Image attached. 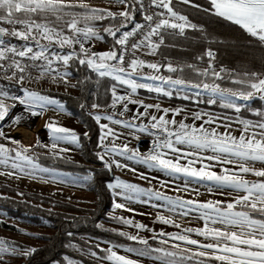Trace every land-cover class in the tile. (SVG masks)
I'll use <instances>...</instances> for the list:
<instances>
[{"label": "snow or ice", "instance_id": "snow-or-ice-1", "mask_svg": "<svg viewBox=\"0 0 264 264\" xmlns=\"http://www.w3.org/2000/svg\"><path fill=\"white\" fill-rule=\"evenodd\" d=\"M177 2L202 9L193 0ZM109 3L122 7L113 12L92 7L89 0H0V169H3L0 176L44 179V175L56 174L39 163V154L34 149L44 147L52 158L64 159L62 153L69 149L60 147V142L77 145L80 142L74 130L51 121L46 125L51 145L38 142L28 146L8 136L3 122L17 103L33 116H41L49 109L63 111L61 101L26 84L51 80L67 85L73 64L86 67L96 75L97 82L111 81L105 89L109 96L107 103L90 105L101 130L98 147L102 151L97 158L105 168L135 173V167L122 162L131 161L150 170L158 169L169 177H184V191L195 181L208 185L210 192L225 195V190H230L228 194H235L227 203L173 199L116 178L107 188L118 198L140 202V196L152 195L166 201L170 213L186 217L197 212L203 225L182 228L171 217L158 214L159 223L180 229L172 234L156 232L131 218L113 217L121 225L152 233L155 245L145 237L120 231L118 235L142 246L126 250L141 259L119 255L113 250L115 245L103 249L99 244L95 247L104 255L90 251L89 257L111 264H142L143 259L149 258L152 264H264V109L251 107L253 101L264 102V70L236 73L217 66L216 53L211 48L195 57L196 61L207 57L202 67L198 63L181 64L167 59L146 60L142 57L159 54L163 46L177 47L171 41L184 37L186 30L203 32V29L176 8L174 0H109ZM202 10L239 26L264 49V0H210V7ZM104 20L109 23L101 34L98 22ZM105 35L112 38L111 47L93 52L92 42L103 41ZM121 88L125 89L123 94ZM140 89L169 98L174 94H182L183 99L195 97L197 103L206 96L204 102L219 103L237 115L233 119L197 112L193 120L202 123L188 124L175 119L183 108L162 109L159 104H145L139 99ZM246 109L256 119L243 118L240 114ZM153 110L162 114H152ZM129 112L132 115L125 119ZM11 119L18 124L20 118L13 115ZM144 120L147 123H142ZM109 125L126 129L128 135L137 139L140 133L152 136L150 149L142 154L138 148L129 147L126 137L117 144L124 133ZM234 125L238 127L234 129ZM235 131L240 134L235 135ZM257 163L261 167H256ZM218 165L219 173L214 170ZM138 175L140 179H156L144 173ZM248 176L257 179L249 180ZM114 208L134 212L124 203L114 202ZM34 252V248L0 240V264ZM67 264L73 261L68 259Z\"/></svg>", "mask_w": 264, "mask_h": 264}, {"label": "trees", "instance_id": "trees-1", "mask_svg": "<svg viewBox=\"0 0 264 264\" xmlns=\"http://www.w3.org/2000/svg\"><path fill=\"white\" fill-rule=\"evenodd\" d=\"M193 2L201 5L202 9L210 7V1L208 0H193ZM174 3L176 8L186 14L192 23L199 25L203 32L186 30L184 37H177L171 41L177 47L163 46L160 49V58L181 64L198 63L202 67L207 57L205 56L203 61H196L195 57L204 55L205 51L211 48L216 53L215 63L217 66H222L236 73L248 70H264V49L256 44L254 39L249 37L239 26L212 14V12H205L202 9L179 4L177 0H174ZM137 19H139V16H137ZM108 23V20L98 22L101 34H104L103 27ZM104 41L110 48L112 38L105 35ZM168 43L169 41L166 40L165 44ZM72 77L75 81L74 86L78 90L77 96L62 93L47 94L61 101L65 109L86 129L87 136L80 138L79 142L81 156L87 164H93L96 168L63 159H54L52 156L44 154H39V163L44 167L65 174L90 176V188L95 192L97 202L93 208L86 210L38 194H25L19 200L8 195L0 197L1 213L13 219L36 225H46L51 229V234L43 237V244L36 248L31 256L23 257L18 263L67 264L66 259H71L81 264H100L75 250L78 247L97 251L98 254L104 255L95 245L89 244L84 238L99 240L126 249H140L142 247L137 242L130 241L126 237L102 226L103 222L112 221L109 214L114 205V197L107 185L114 181V177L112 176V170L109 171L105 168L103 162L97 158V153L102 151L98 147L101 130L93 119L95 110L91 109L90 105L93 102L107 103L109 96L105 89L111 84V81L99 80L97 82L94 73L86 67L76 64H73ZM148 96L156 97L155 95ZM181 96L182 94H174L171 98L164 96L158 98L181 106L237 115L233 110L221 107L219 103L213 105L204 102L207 99L206 97L200 98L201 102L197 103L194 101V97L183 99ZM81 105H84V107H81ZM251 107L264 109V102L253 101ZM240 115L243 118L256 119L251 111L247 109L243 110ZM43 205L49 208H44ZM69 233H72V235L70 236ZM149 241L153 245L156 243L152 239ZM132 253L136 254L135 252Z\"/></svg>", "mask_w": 264, "mask_h": 264}, {"label": "rangeland", "instance_id": "rangeland-1", "mask_svg": "<svg viewBox=\"0 0 264 264\" xmlns=\"http://www.w3.org/2000/svg\"><path fill=\"white\" fill-rule=\"evenodd\" d=\"M210 1V0H208ZM90 5L96 8H107L111 9L113 12L119 11L122 6L109 3V0H89ZM93 46L91 50L93 52H102L109 49L105 41L95 40L92 42ZM67 50V49H65ZM139 55V53H138ZM146 57H153L159 58V54L155 56H144ZM147 71V70H146ZM163 71V69H162ZM150 83V82H149ZM75 81L71 76L69 78V83H53L51 80L47 82L41 81L39 83H32L30 85L26 84L27 87H30L32 90H41L44 94L47 93H62L68 94L72 96L78 95V90L74 86ZM125 91L124 88L120 89L121 94ZM21 94L22 93H18ZM48 95V94H47ZM148 95H155L148 96ZM139 99L142 100L145 104H159L162 109H179L183 108L184 111L179 115L176 116L175 119L177 121L183 120L185 123L192 124L195 123L199 126L202 121H194L193 116L197 112H207L211 113L216 117H232L235 118V115H229L224 113H215L212 111H205L199 108H190L186 106H181L177 104H172L167 101H162L158 97L162 95H158L156 93L147 92L144 89H140L138 91ZM206 97V96H205ZM169 98V97H168ZM203 98V97H201ZM207 98V97H206ZM55 99V98H54ZM194 101L197 102V98L194 97ZM243 103V102H239ZM130 108L136 109L137 105H130ZM24 110L22 105L17 103L15 108L11 109L9 114V118H6V122H3V128L6 131V134L20 142L23 145H35L38 142L46 145H51V133L48 131L46 125L51 121H57L60 126H64L69 128L70 130H74L77 135L82 138L86 137L85 133H87L86 129L75 119L64 107L63 111H56V110H46L43 114V117L34 124L33 115L26 113L21 114ZM143 111V109H140ZM95 114V113H94ZM152 114L161 115L162 113H156L153 110ZM18 116L19 123L15 124L14 120L11 119L12 116ZM132 112H129L125 115V119L130 117ZM169 119L172 118L171 115L168 117ZM207 119V117H205ZM102 123H108L107 121H102ZM142 123H147V120L142 121ZM113 127L118 132L124 133V136L121 137V140L116 141L117 144H120L122 141L127 138V142L129 143V147L131 148H138L139 151L143 154L146 153L151 146V142L153 137L147 134L140 133L138 134V139L128 135L126 129H122L116 125H109ZM238 127V125H234V129ZM221 132L225 131L224 128L219 129ZM23 131H30L32 132L33 140L32 142H23L20 140V136L22 135ZM238 131H235V135H239ZM16 137V138H15ZM145 142V144H143ZM60 147L69 149V151L62 153L64 156L63 160L73 162L80 165H86L90 168H96L93 164H87L81 156V149L80 144H73V143H65L60 142ZM34 151L38 154L50 155V151L44 147H38L34 149ZM124 163H128L131 167L136 168V172L128 171L127 169H118L113 167L112 169V176L114 177L115 183L116 178L123 180L125 182L134 183L140 187L145 189H150L154 193H160L163 196L171 197L176 199L177 197L187 199L198 200L200 202L205 201H214V200H221L227 203L229 200L232 199V196L235 195L232 193L231 195L228 194L230 190H225V195H221L219 192H210L209 186L203 183L197 184L195 181H192L189 185H187V191L182 189L185 188L184 184V177L181 176H172L169 177L165 173L161 172L160 170H150L147 168L146 165L135 164L131 161H123ZM231 167V166H229ZM256 167H261L259 163L256 164ZM3 170V169H0ZM53 170V169H52ZM215 171L218 173L221 171L220 166H216ZM56 174L55 175H44V179H33L31 177H24L22 175H18L16 177H9V176H0V197H5L6 195L15 198L21 199L25 194H38L46 197H50L56 201H60L61 203H69L76 208L81 209H91L94 207L95 203L97 202V198L95 192L90 188L91 179L84 180L83 178L86 176H74L70 174H65L64 172L53 170ZM139 173H144L147 177H156V179H140ZM90 177V176H89ZM249 180L257 179L252 176L247 177ZM9 189V190H6ZM8 191V192H7ZM112 191V190H111ZM113 193V191H112ZM114 202L124 203L127 208L133 209L134 212L125 211L123 209H115L114 205L109 214L112 221L110 222H103L102 226L110 231L113 232H120L124 231L129 233L130 235H139L141 237H145L149 240L152 239V233L141 231L136 229L132 226H126L119 224L113 217H125L133 219L134 223H143L151 229H154L156 232L165 231L168 233L175 234L180 231L176 227L172 225H163L158 222L157 216L158 214H163L166 217H171L176 221V223L180 224L182 228H199L202 227L203 221L197 219L198 213L193 211L189 216H180L173 213H170L167 209L169 205H167L166 201L157 200L154 196H140L139 201H125L123 198H118L114 193ZM36 204V203H34ZM161 205L163 207H161ZM44 208H49L46 205H43ZM77 214V213H76ZM51 234V229L46 225H36L26 221H21L17 219H13L8 217L6 214L0 212V240H6L15 244L21 245L24 248H38L43 244V237L48 236ZM193 238H197L193 236ZM86 242L91 245L99 244L100 248L107 249L113 248V245L108 243H104L99 240H94L91 238H84ZM76 251L82 253L86 257L90 258L88 253L93 250L89 249H80L78 247L75 248ZM114 251H117L119 255H124L130 259L138 260L139 258L134 253L127 252L126 248L116 246L113 248ZM23 257H15L11 259L8 264H17L21 261ZM91 259V258H90ZM66 259V263H67ZM94 260V259H92ZM73 264H81L74 260ZM100 264H111L109 261H99L94 260ZM22 263V262H20ZM18 263V264H20ZM142 264H152L151 259H143Z\"/></svg>", "mask_w": 264, "mask_h": 264}, {"label": "bare ground", "instance_id": "bare-ground-1", "mask_svg": "<svg viewBox=\"0 0 264 264\" xmlns=\"http://www.w3.org/2000/svg\"><path fill=\"white\" fill-rule=\"evenodd\" d=\"M32 132L30 131H23L22 135L20 136V140H22L23 142H32L33 140V136H32Z\"/></svg>", "mask_w": 264, "mask_h": 264}, {"label": "built area", "instance_id": "built-area-1", "mask_svg": "<svg viewBox=\"0 0 264 264\" xmlns=\"http://www.w3.org/2000/svg\"><path fill=\"white\" fill-rule=\"evenodd\" d=\"M146 60H150V61H153V62H157V61H159V62H164L165 61V59H163V58H153V57H146L145 58Z\"/></svg>", "mask_w": 264, "mask_h": 264}, {"label": "water", "instance_id": "water-1", "mask_svg": "<svg viewBox=\"0 0 264 264\" xmlns=\"http://www.w3.org/2000/svg\"><path fill=\"white\" fill-rule=\"evenodd\" d=\"M28 113V112H27ZM31 115V114H30ZM43 117V115H41V116H33V122H34V124H36L37 123V121L39 120V119H41ZM16 138V137H15ZM143 144H145V142L143 143ZM20 264H25L24 262H22V263H20Z\"/></svg>", "mask_w": 264, "mask_h": 264}, {"label": "flooded vegetation", "instance_id": "flooded-vegetation-1", "mask_svg": "<svg viewBox=\"0 0 264 264\" xmlns=\"http://www.w3.org/2000/svg\"><path fill=\"white\" fill-rule=\"evenodd\" d=\"M24 113H26V112H25V111H22V112H21V114H24Z\"/></svg>", "mask_w": 264, "mask_h": 264}, {"label": "crops", "instance_id": "crops-1", "mask_svg": "<svg viewBox=\"0 0 264 264\" xmlns=\"http://www.w3.org/2000/svg\"><path fill=\"white\" fill-rule=\"evenodd\" d=\"M190 108H192V107H190Z\"/></svg>", "mask_w": 264, "mask_h": 264}]
</instances>
